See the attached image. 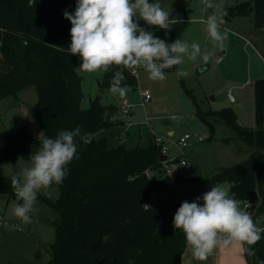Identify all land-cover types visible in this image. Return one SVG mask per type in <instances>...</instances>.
Instances as JSON below:
<instances>
[{
    "label": "trees",
    "instance_id": "trees-1",
    "mask_svg": "<svg viewBox=\"0 0 264 264\" xmlns=\"http://www.w3.org/2000/svg\"><path fill=\"white\" fill-rule=\"evenodd\" d=\"M0 0V100L28 86H35L38 99L34 111L45 129L55 138L61 130L79 126L77 156L69 164V175L59 184L61 193L53 200L37 194L57 213L51 258L44 264H181L187 248L184 233L174 229L171 209L159 210L151 196L162 185L185 178L181 173L164 175L161 145L154 140L147 146L110 145L107 135L97 136L118 123L97 96L88 108L81 106L83 76L79 57L68 52L70 21L64 10L75 11V0ZM226 18L251 16L264 29V0H246L224 8ZM169 42L179 38L155 33ZM102 74L101 90L110 87L116 71ZM176 72V67L167 69ZM124 84L136 85L137 75L125 70ZM256 127L241 125L232 107L202 113V120L213 127L219 119L234 130L225 142L242 140L256 146L259 153L237 164L221 167L207 187L226 182L231 195L247 204L255 220L264 215V77L254 81ZM24 126L0 131V163L16 161L33 147L41 145ZM0 193L15 198L11 177L0 172ZM143 205H149L147 208ZM159 210V214L156 211ZM256 256L264 260V236L255 244ZM248 264H258L248 257Z\"/></svg>",
    "mask_w": 264,
    "mask_h": 264
},
{
    "label": "rangeland",
    "instance_id": "rangeland-1",
    "mask_svg": "<svg viewBox=\"0 0 264 264\" xmlns=\"http://www.w3.org/2000/svg\"><path fill=\"white\" fill-rule=\"evenodd\" d=\"M242 1L246 0H223V8ZM158 2L171 14L170 18L183 22L174 24L167 31L148 26L143 20L139 21L140 25L154 32L165 31L166 34L179 29L180 39L189 43L197 42L202 51L210 54L207 63L199 58L195 62L186 60L180 66L189 73L186 78H179L176 72L165 70L167 78L163 81L150 80L148 73L141 68L137 73L138 83L128 85L129 91L124 97L112 95L109 88L101 90L99 82L102 74L80 71V58L78 71L83 76L84 97L81 106L88 108L91 101L99 96L103 104L113 105L111 117L118 121L97 136L107 135L110 145L122 142L129 147H143L149 145L156 134L163 135L173 154L184 153L188 157L193 177L158 187L154 192L156 199L152 200L159 210L171 209L174 215L182 201L192 202L203 191H208L213 174L221 167L237 164L260 152L256 146H249L242 140L225 142L223 138L233 137L234 130L219 119H213L211 127L202 120L198 110L205 113L232 107L241 125L257 126L254 81L264 77V29L257 27L251 16H238V27L223 17L225 23L221 25V31L226 33L227 39L222 50L214 47L207 39L204 21L212 10L207 9L201 0ZM144 90H149L152 95V100L145 104L142 102ZM229 94L234 96L233 102L230 101ZM125 98L132 104L128 113L122 107ZM37 99L38 93L33 85L1 99L0 131L24 126L35 137L43 138L45 129L34 111ZM170 131L173 134L170 135ZM185 133L191 134L192 139L181 151L175 142ZM200 136L203 140H199ZM39 148L33 147L21 154L16 161L0 163V172L12 178L20 169L30 167V155ZM216 185L231 191L226 182ZM60 193L61 189L57 184L38 192L53 200L59 198ZM17 202L6 193H0V216L9 222V225L0 224V264H44L51 258V244L55 237L53 222L57 213L50 205L37 198L38 211L32 215V223L26 224L13 214V206ZM241 207L246 209L247 204L241 202ZM256 222L261 226L259 221Z\"/></svg>",
    "mask_w": 264,
    "mask_h": 264
},
{
    "label": "clouds",
    "instance_id": "clouds-1",
    "mask_svg": "<svg viewBox=\"0 0 264 264\" xmlns=\"http://www.w3.org/2000/svg\"><path fill=\"white\" fill-rule=\"evenodd\" d=\"M36 2L28 0L27 6L32 8ZM201 2L212 10L204 21L207 39L223 50L227 39L221 31L226 15L223 0ZM63 15L71 23L67 50L79 56V70L104 74L117 69L108 89L112 95H127L129 88L123 83L127 79L125 70L142 68L150 80L163 81L167 78L165 70L174 66L177 77L186 78L189 73L180 67L186 60L195 62L199 58L205 63L210 60V54L202 51L199 43L180 38L169 43L140 25L143 20L148 26L167 31L183 22L170 18L171 14L158 0H76L75 11L65 9ZM77 137L84 143L90 142L86 134L81 135L79 126L61 130L55 138L44 135L40 148L30 155V167L12 176L11 187L18 201L13 214L23 223H32V215L38 211V192L52 184H62L69 175V164L78 159ZM172 224L184 233L186 246L197 261H207L216 249L239 245L242 253L264 264L252 247L264 236V227H259L241 207V201L221 185H212L192 202L182 201Z\"/></svg>",
    "mask_w": 264,
    "mask_h": 264
},
{
    "label": "built area",
    "instance_id": "built-area-1",
    "mask_svg": "<svg viewBox=\"0 0 264 264\" xmlns=\"http://www.w3.org/2000/svg\"><path fill=\"white\" fill-rule=\"evenodd\" d=\"M167 42H169V41H167ZM219 61H220V59H219ZM140 69L133 68V69H131L129 71H131L132 73L137 75V73H138V71ZM229 98H230V101H232V102L234 101V96L232 94H229ZM151 100H152L151 92L149 90H144L142 92V102H143V104H145V103H147V102H149ZM122 107H123L124 112L128 113L130 111V108L132 107V104L130 103V101L128 99L125 98L123 100ZM149 126L151 128H153L152 124H149ZM190 139H192V135L189 134V133H185L175 143L178 146V148L181 151H183V149L188 145V141ZM199 140H203V137L200 136ZM154 141L157 144L161 145L162 155H166V159L162 161L163 162L164 175H177V174L181 173L182 176L185 179L193 177V172H192V168H191L190 162L188 160V157L184 153H182V154H173L171 152L170 146L165 141L163 135H157L156 134ZM204 192L205 191H203L201 193V195ZM156 213L159 214V210H157ZM254 221H259L261 223V226H259V227H264V215L260 216V217H257ZM0 224L9 225V222L5 221L3 216H0ZM12 226L15 227L14 224H12Z\"/></svg>",
    "mask_w": 264,
    "mask_h": 264
},
{
    "label": "crops",
    "instance_id": "crops-1",
    "mask_svg": "<svg viewBox=\"0 0 264 264\" xmlns=\"http://www.w3.org/2000/svg\"><path fill=\"white\" fill-rule=\"evenodd\" d=\"M226 19L229 21V23L236 25L235 27H238V25L240 24V21H239V19H237V17H234L231 19L226 18ZM152 32H154V31H152ZM155 33H166V32L163 31V32H155ZM262 59L264 60L263 57H262ZM101 133H102V131H100L98 133V135ZM169 134L170 135L173 134V131H170ZM231 143H233V142H231ZM190 165H191V163H190ZM191 168H192V165H191ZM181 264H248V261L246 259L245 253L241 252L239 245H236V246L231 247L229 249H216L213 252V254L211 256H209L208 260L203 261V262L195 260L192 257L191 250L187 247L183 256H182Z\"/></svg>",
    "mask_w": 264,
    "mask_h": 264
},
{
    "label": "water",
    "instance_id": "water-1",
    "mask_svg": "<svg viewBox=\"0 0 264 264\" xmlns=\"http://www.w3.org/2000/svg\"><path fill=\"white\" fill-rule=\"evenodd\" d=\"M75 7H76V0H75ZM166 159V155H161L160 156V160L161 161H163V160H165ZM151 199L153 200V199H156V194L155 193H153V195L151 196Z\"/></svg>",
    "mask_w": 264,
    "mask_h": 264
}]
</instances>
